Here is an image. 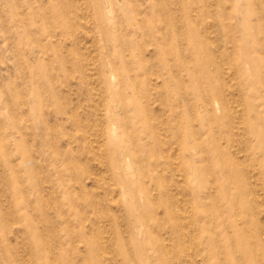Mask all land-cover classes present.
Segmentation results:
<instances>
[{"label":"rangeland","instance_id":"rangeland-1","mask_svg":"<svg viewBox=\"0 0 264 264\" xmlns=\"http://www.w3.org/2000/svg\"><path fill=\"white\" fill-rule=\"evenodd\" d=\"M110 1L0 0V264L258 258L264 194L219 166H254L264 188V0Z\"/></svg>","mask_w":264,"mask_h":264},{"label":"bare ground","instance_id":"bare-ground-1","mask_svg":"<svg viewBox=\"0 0 264 264\" xmlns=\"http://www.w3.org/2000/svg\"><path fill=\"white\" fill-rule=\"evenodd\" d=\"M115 1H117V0H115ZM119 1V0H118ZM118 5V4H117ZM112 6L113 5H111V1L110 0H104V7L106 8V11H107V13H110L111 11H112ZM106 15H108V14H106ZM109 16V15H108ZM111 16V15H110ZM264 61V60H263ZM108 62V61H107ZM257 62V61H256ZM220 64V63H219ZM258 65H260V63H258ZM261 66V65H260ZM218 68H219V66H218ZM260 68H262V67H260ZM108 71L110 72L109 73V75L107 76V77H109V80H110V82L111 83H113V81H114V78H115V72L113 71V69H108ZM228 71V70H227ZM264 71V70H263ZM158 75V74H157ZM257 75V74H256ZM224 82V81H223ZM225 83V82H224ZM227 86H229V85H227ZM259 89V88H258ZM261 91L262 92H264V87L261 89ZM112 93H113V90H112ZM184 94V93H183ZM214 94H216V93H214ZM264 96V95H263ZM220 97V96H219ZM110 98V97H109ZM208 98V97H207ZM209 98H210V96H209ZM211 99V98H210ZM209 99V100H210ZM222 99V98H221ZM227 100V102H229L228 101V99H226ZM206 101V100H205ZM111 105V104H110ZM208 104H205L203 107H206ZM227 105H229V104H227ZM255 105V104H254ZM256 106V105H255ZM259 106V105H258ZM207 107H209V110L210 111H213L214 112V114H215V112L216 111H218L219 112V110H222L223 111V113H225V112H227V114H228V112L230 111L232 114H233V110H232V107L230 106V108L229 107H226V104H225V102L224 103H221L220 104V106L218 105V103L216 102L215 103V100L214 101H211V103L209 102V105L207 106ZM236 109V108H235ZM109 110L111 111V108H109ZM208 110V109H207ZM208 110V111H209ZM113 111V110H112ZM235 111V114H237V115H239V113H236L237 112V110H234ZM199 112V111H198ZM258 112V111H257ZM200 113V112H199ZM231 113H229V114H231ZM263 113V112H262ZM217 115H218V113H216ZM215 114V115H216ZM227 114H224V115H227ZM253 114V113H252ZM115 115V114H114ZM197 115V114H196ZM217 115H216V117H217ZM246 115V114H245ZM214 116V115H213ZM240 116V115H239ZM254 116V115H253ZM244 116H243V113H242V115H241V118H239V120H240V122L242 123L243 121H242V118H243ZM212 119V118H211ZM213 120H214V117H213ZM235 120V119H234ZM240 122H238L239 124H240ZM258 122V121H257ZM218 123V122H217ZM237 123V124H238ZM245 123V122H244ZM247 123V122H246ZM259 123V122H258ZM258 125V124H257ZM112 127H114V126H111V128H110V137L112 138H115L116 139V137H117V135H119L118 133L119 132H117L118 130H116V129H114V128H112ZM253 129V128H252ZM255 130V129H254ZM249 131V130H248ZM155 132V131H154ZM156 133V132H155ZM109 134V133H108ZM157 135V134H156ZM158 136V135H157ZM261 136V135H260ZM159 137V136H158ZM261 137H263V136H261ZM13 138V137H12ZM122 140V139H121ZM191 141V140H190ZM201 141V140H200ZM191 143V142H190ZM120 145V144H119ZM121 146V145H120ZM161 146V145H160ZM190 147V146H189ZM205 147V146H204ZM195 148L196 147H190L188 150L191 152L190 154L192 155L193 153H195L194 152V150H195ZM204 150L205 149H203L202 150V152H204ZM208 150V149H207ZM210 151V150H209ZM205 153V152H204ZM207 154H208V152H207ZM213 154V153H212ZM168 156V155H167ZM170 156V155H169ZM168 156V157H169ZM213 156V155H212ZM192 157H194V156H192ZM225 157V162H226V164H223V163H221L220 164V169H222V173H226L225 175L226 176H231L232 178H231V180L234 182V180L235 181H240L241 182V180L243 179V176H244V174L246 175V178L245 179H247V183L245 184V192H247L250 196H252L251 197V199H250V203H254V205L256 206V207H260L261 206V204H260V202H259V197L258 196H260V194H259V190L260 191H262V195L264 194V188H263V181L261 182V180H260V178H259V176H256V174H255V171H256V169H255V167L254 166H251V168H250V171L248 172V168L247 167H245V168H243V166H242V164H240V162H237V161H235L234 159H232V157L229 155H227V157L226 156H224ZM177 158V157H176ZM169 159V158H168ZM215 159V158H214ZM121 160V159H120ZM127 159H125V158H123V160H122V167H121V169L123 168V170H125V172H127L126 173V175L128 174V173H131L132 172V170H131V164H130V162H128V161H126ZM170 160V159H169ZM132 162V161H131ZM224 162V161H223ZM258 163V162H257ZM110 164V163H109ZM136 164V163H135ZM236 165V167L233 169V170H230L229 168H226V166L228 165ZM253 164V163H252ZM217 165V164H216ZM215 165V166H216ZM187 167H188V170H189V179H188V182H187V184H186V186H188V188H189V190H191V192L194 194V197H195V199L196 200H199V199H201L202 197L199 195V194H201L200 192H202V191H205L206 189H208L209 188V184L204 180V179H200V177H197V174H198V170L199 169H197L194 165L192 166L190 163H188L187 165H186ZM258 166V165H257ZM179 167V166H178ZM218 167V168H219ZM250 167V166H249ZM215 169V168H214ZM181 170V169H180ZM209 171V170H208ZM216 171V170H215ZM220 171V170H219ZM258 171H260V169L258 170ZM211 172V171H210ZM242 172V173H241ZM219 173V172H218ZM240 173V174H239ZM249 173H250V175H249ZM121 174V173H120ZM260 174V173H259ZM123 175H125L124 173H123ZM126 175H125V177L124 178H126ZM215 175V174H214ZM240 175H242V177H240ZM261 175V174H260ZM211 176V175H210ZM121 177H123V176H121ZM245 177V176H244ZM199 178V179H198ZM202 178V177H201ZM261 178H262V176H261ZM128 180L126 181V183L127 182H130V183H132V181H133V178H132V176H131V174H130V177L129 178H127ZM202 180V181H201ZM208 180V179H207ZM218 180V179H217ZM250 180V181H249ZM263 180V179H262ZM134 181H135V179H134ZM206 182V184H205V182ZM219 181V180H218ZM204 182V183H203ZM209 182V181H208ZM212 182H214V185H213V187H215L216 186V182H215V180H213ZM244 182H245V180H244ZM135 184V183H134ZM205 184V185H204ZM213 184V183H212ZM129 185V184H128ZM204 187H205V190H203L204 189ZM216 188V187H215ZM233 188V187H232ZM204 193V192H203ZM205 193H207V192H205ZM210 193V192H209ZM139 194V193H138ZM192 194V195H193ZM191 195V194H190ZM202 195V194H201ZM210 195V194H209ZM261 195V196H262ZM127 196V195H126ZM202 196H204V195H202ZM264 196V195H263ZM207 198V200H209V202L211 203V201H212V197L211 196H206ZM135 198V197H134ZM137 198V197H136ZM262 198V197H261ZM191 200V199H190ZM215 201V200H214ZM191 202V201H190ZM193 202V201H192ZM225 204V203H224ZM223 204V205H224ZM233 204V203H232ZM260 204V205H259ZM173 205V204H172ZM208 205V204H207ZM211 205V204H210ZM215 205V204H214ZM222 205V204H221ZM234 205V204H233ZM124 206V205H123ZM190 206V205H189ZM237 206V205H236ZM254 206V207H255ZM178 207V206H177ZM217 207V206H216ZM219 208L221 207L220 205L218 206ZM219 208H217V209H219ZM172 210H174V209H172ZM224 210H225V208H224ZM235 210V209H234ZM256 210H258V209H256ZM256 210H254V211H256ZM131 211V210H130ZM192 211V210H191ZM252 211V210H251ZM262 211V210H261ZM227 212V211H226ZM235 212H236V210H235ZM137 213V212H136ZM174 213V212H173ZM178 213L180 214V215H182L183 217H185V216H187L186 214H188V212H187V210H186V208H184V207H182V208H180L179 209V211H178ZM191 213V212H190ZM237 213V212H236ZM252 213L253 214H255V212H253L252 211ZM176 214V213H175ZM177 215V214H176ZM210 215V214H209ZM237 216V215H236ZM177 219H179L178 217H177ZM230 219V218H229ZM257 219V218H256ZM181 222V221H180ZM210 222H211V220H210ZM241 222V221H240ZM227 223H228V221H227ZM243 223V222H242ZM247 223V222H246ZM239 224V223H238ZM181 225V224H180ZM242 225V224H241ZM128 226V225H127ZM178 226V225H177ZM183 226V225H182ZM137 227V226H136ZM179 227V232L181 233L180 235H179V241H178V243L180 242V244H181V250H182V252L187 256V257H189V256H191L190 255V252H191V249H192V247H193V241L191 242V239H193L192 238V235H190L191 233L189 232V231H185L184 232V230H186V229H184L185 227H183L182 229L183 230H180L181 229V227L180 226H178ZM143 228V227H142ZM141 227L140 228H138L136 231H134L136 234H134V232H133V234H134V236L136 235V238H137V240H135L136 241V243H139V244H141V240H142V237H143V235L145 236V234H144V229H142ZM245 228V227H244ZM243 228V229H244ZM248 228V227H247ZM135 230V229H134ZM144 230V231H143ZM246 230V229H245ZM251 231H250V234L249 235H247V236H250V237H255V239L253 238V242H251V244L253 243H255L256 244V248L258 249V251H259V257L258 258H252V257H250V256H248L244 251H241V256H242V261H241V264H264V228H263V230L262 229H250ZM190 234H189V233ZM214 233V232H213ZM247 233V232H246ZM259 235H261L260 237H259V239L257 240V237L256 236H259ZM231 237H232V235H231ZM145 238V237H144ZM133 239V238H132ZM100 241V240H99ZM143 241H144V239H143ZM233 242V241H232ZM155 244V243H154ZM138 245V244H137ZM144 245V244H143ZM156 245V244H155ZM144 246H146V245H144ZM148 246V245H147ZM145 248V247H144ZM143 248V249H144ZM150 248V247H149ZM146 249V248H145ZM154 249V248H153ZM193 249H194V247H193ZM141 250V249H140ZM208 250V249H207ZM147 251V250H146ZM160 251V250H159ZM143 253H145V252H143ZM148 253V252H147ZM162 253V255L161 256H165V255H163V252H161ZM160 253V254H161ZM256 253V252H255ZM196 254V253H195ZM221 254V253H220ZM146 255V254H145ZM145 255H143V257L145 256ZM147 256H148V254H147ZM147 256H145V257H147ZM196 256V255H195ZM166 257V256H165ZM168 257V256H167ZM150 258V257H149ZM194 258V257H193ZM143 259V258H142ZM144 260V259H143ZM140 262V261H139ZM142 262V261H141ZM56 264V263H55ZM139 264H142V263H139ZM148 264V263H147ZM169 264H171V261L169 260Z\"/></svg>","mask_w":264,"mask_h":264}]
</instances>
